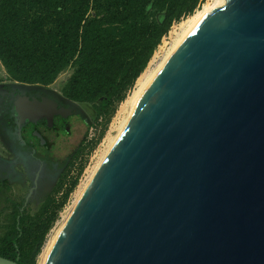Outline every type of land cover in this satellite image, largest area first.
Listing matches in <instances>:
<instances>
[{
    "label": "water",
    "instance_id": "water-1",
    "mask_svg": "<svg viewBox=\"0 0 264 264\" xmlns=\"http://www.w3.org/2000/svg\"><path fill=\"white\" fill-rule=\"evenodd\" d=\"M43 264H264V0L163 61Z\"/></svg>",
    "mask_w": 264,
    "mask_h": 264
},
{
    "label": "trees",
    "instance_id": "trees-1",
    "mask_svg": "<svg viewBox=\"0 0 264 264\" xmlns=\"http://www.w3.org/2000/svg\"><path fill=\"white\" fill-rule=\"evenodd\" d=\"M204 2L0 0V59L15 80L30 84L50 83L73 62L75 70L65 95L78 102L103 97L96 107L99 115L108 119L134 86L172 23L187 18ZM152 11H157V16ZM63 182H56V188ZM76 184L75 176L59 199L48 195L32 214L23 197L10 198L0 184V200L4 202L0 206L8 209L0 234V256L36 264Z\"/></svg>",
    "mask_w": 264,
    "mask_h": 264
},
{
    "label": "flooded vegetation",
    "instance_id": "flooded-vegetation-1",
    "mask_svg": "<svg viewBox=\"0 0 264 264\" xmlns=\"http://www.w3.org/2000/svg\"><path fill=\"white\" fill-rule=\"evenodd\" d=\"M88 124L80 102L49 84L0 79V184L3 191L10 194L12 183L21 186L30 183L23 197L26 204L28 196L40 191L53 176L51 171L57 167L53 161L60 151L69 148L76 133ZM73 155L70 153L68 160L71 161ZM62 174L63 171L61 177Z\"/></svg>",
    "mask_w": 264,
    "mask_h": 264
},
{
    "label": "rangeland",
    "instance_id": "rangeland-1",
    "mask_svg": "<svg viewBox=\"0 0 264 264\" xmlns=\"http://www.w3.org/2000/svg\"><path fill=\"white\" fill-rule=\"evenodd\" d=\"M217 2L218 0H205L203 4L210 3L211 5H213ZM152 12L154 13V11ZM157 14L158 12L155 11L154 16H157ZM185 19L174 21L172 23V25L165 33V35L162 36L160 43L158 44L157 48L154 50L152 57L148 61L146 67L143 69L141 74L145 72V70H147V68L149 67L150 70L153 69L160 62V60L164 57L165 53L168 52V50L170 49L173 41L178 36L177 34L181 32V22ZM74 70H75V64L72 62L68 64L66 67H64L56 75V77L48 84L65 94L66 85L70 77L74 73ZM0 79H15V77H13L7 71L1 59H0ZM136 82L137 80L135 81L134 86L127 92L126 97L120 103H118L114 112L111 114V116L108 117V119H107V115H99L98 112L99 108L96 107L98 104H100L101 99L103 97H100L93 102H87V101L80 102V105L83 106V109L85 110L88 116V121H89L88 127L85 128L83 126L72 139L73 142L72 145L71 146L69 145L70 146L69 148L64 147L65 149L60 151V153L57 155L55 161H53L57 167L56 169H54V171H51V175L53 174V176L49 178L47 185L45 187H42L40 191L33 192L30 196H28L26 200V204H28L27 207L29 209V212L32 214L35 210H37L42 200L48 195H51L52 197L59 199L62 191L64 190L65 185H67L73 177L75 176L77 177V184L75 185L74 189L70 192L64 206L59 211V216L55 221L54 225L52 226V228L50 229L47 239L50 237L53 230L61 225L64 216L67 214L72 203L78 196V192L83 186V182L90 174V172L95 168V165L98 163L101 154L106 150L109 139L117 134L121 122L125 118H127L132 108V106L128 104L129 101L128 99L132 95L133 90L135 89ZM91 125L95 126L96 130L92 135V138L88 140L87 136L89 134V127ZM103 125H105L104 131L100 133ZM93 142L96 143L91 144ZM82 143L84 144L82 151L79 154H77V156L74 157L72 156L71 161L68 160L70 153L75 154L79 149V147L82 145ZM91 145L93 146L91 147ZM61 171H63L64 173L62 174V177L60 175ZM55 173L56 175L54 178ZM61 180H64L62 187L56 188L55 185L56 182H59ZM29 186L30 183L25 186H21L20 183H16V184L12 183L9 192L11 195L15 194L20 197H26ZM1 204H4L2 200H0V205ZM6 213H8V209H2L0 206V234L4 230L2 224L5 222L3 217L4 214ZM38 256H37V260H38ZM37 260H36V264H37Z\"/></svg>",
    "mask_w": 264,
    "mask_h": 264
},
{
    "label": "bare ground",
    "instance_id": "bare-ground-1",
    "mask_svg": "<svg viewBox=\"0 0 264 264\" xmlns=\"http://www.w3.org/2000/svg\"><path fill=\"white\" fill-rule=\"evenodd\" d=\"M225 1L226 0H218V2L213 4V5H211L210 3H205V4L202 5L201 8L197 9L193 14H191L190 16H188L185 20H183L181 22V32L177 34L178 36L173 41V43H172L170 49L168 50V52L165 53L164 57L160 60V62L153 69L150 70L149 69L150 67L147 68V70H145V72H143L138 77L135 89L133 90L132 95L128 99L129 100L128 104L130 106H133L135 100L138 98V96L140 95L141 91L146 86V84L151 80V78L153 77L154 73L161 66L163 61L173 52V50H175L179 46V44L189 35V33L194 28H196L201 22H203V20H205L215 10H217L219 7H221L224 4ZM125 120H126V118L121 122V124H120V126L118 128L117 134L121 130V128L123 127ZM116 135L109 139V142L107 144L106 150L101 154V157H100L98 163L95 165V168L90 172V174L87 176V178L83 182V186L81 185L82 187H81V189L78 192V196L76 197V199L72 203V205H71L69 211L67 212V214L64 216L61 225L59 227L55 228L53 230V232L51 233L50 237L47 239L45 245L42 248L41 253L38 256L37 264H43V262L45 260V257L47 255V253H48V251H49L54 239L56 238L58 232L60 231L64 221L66 220L70 210L73 208V206L77 202L78 198L80 197V195L83 192L84 188L86 187L87 183L91 179V177L94 174L97 166L99 165V163H100L101 159L103 158L105 152L107 151V149L109 148V146L111 145L113 140L115 139Z\"/></svg>",
    "mask_w": 264,
    "mask_h": 264
},
{
    "label": "built area",
    "instance_id": "built-area-1",
    "mask_svg": "<svg viewBox=\"0 0 264 264\" xmlns=\"http://www.w3.org/2000/svg\"><path fill=\"white\" fill-rule=\"evenodd\" d=\"M95 130H96V127H95V126L91 125V126L89 127V134H88V136H87V139H88V140H90V139L92 138V135L94 134Z\"/></svg>",
    "mask_w": 264,
    "mask_h": 264
}]
</instances>
